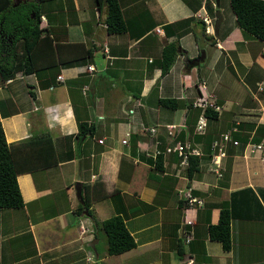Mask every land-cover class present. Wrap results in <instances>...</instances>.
<instances>
[{"label": "crops", "instance_id": "0c3cea01", "mask_svg": "<svg viewBox=\"0 0 264 264\" xmlns=\"http://www.w3.org/2000/svg\"><path fill=\"white\" fill-rule=\"evenodd\" d=\"M54 1L63 8L42 13L39 26L60 44L57 63L47 52L44 62L50 65L39 75L0 77L5 140L46 131L57 159L16 175L23 203L0 210V264H264V156L248 153L238 140L226 145L220 175L208 168V137L230 126L239 137L264 141L262 42L221 8L217 31L203 32L199 18L210 16L207 4L213 0H117L126 22L119 33L105 29L103 0H95L90 13L86 0H70L68 7L69 0H49L45 6ZM189 15L197 19L177 38L175 58L161 75L154 59L174 37L164 33V23ZM84 48L90 53L82 57ZM201 48L203 60L189 66ZM199 93L222 105L202 133L193 131L201 109L187 106ZM158 96L181 103L162 106ZM77 120L92 124L93 133L78 136ZM176 140L200 151L198 169L189 176L177 154L164 150ZM159 150L161 170L154 163ZM94 180H101L106 195L90 203L89 215L79 210L82 200L73 187ZM222 204L229 209L226 249L208 233ZM116 210L134 245L109 254L106 244L97 245L94 219Z\"/></svg>", "mask_w": 264, "mask_h": 264}, {"label": "trees", "instance_id": "16d2710c", "mask_svg": "<svg viewBox=\"0 0 264 264\" xmlns=\"http://www.w3.org/2000/svg\"><path fill=\"white\" fill-rule=\"evenodd\" d=\"M47 1L49 0L27 1L13 5L11 0H0V77L2 79L11 78L17 72L23 74L35 72L39 75L42 68L50 65L47 64L49 62L46 64L44 62V60H47V52L54 57L53 63H57L54 55L57 54L60 44L58 42L53 43L47 27H40L39 20L42 13L48 14L49 11L54 9H62L64 4L62 1H60L61 3L54 1L55 3L49 2V5L45 6ZM183 1L186 2L187 0ZM96 2H99V0H96ZM103 2L106 9L104 17L106 31L109 33L125 31L126 22L118 1L103 0ZM69 5H71L70 0L66 6ZM228 5L234 15L235 24L262 42L261 54L264 56V0H228ZM213 8L215 10L216 6L207 4L208 13L211 17L214 13ZM194 19L197 18L189 15L164 23V33L172 34L174 37L162 44L159 56L154 59L153 64L159 67L161 75L169 70L175 58L178 47L177 38L190 31V21ZM199 20L202 23V31L205 32V24L201 18ZM172 25L179 28L169 29L172 28ZM194 37L198 43V35L194 34ZM76 43L79 42L73 44ZM88 53H90V48H84L82 57ZM58 63L64 64L65 62L58 61ZM40 84L44 85L46 83L40 82ZM156 101L159 105L171 108L178 107L181 103L180 100L167 96H158ZM187 106H192L191 102L187 103ZM192 107L200 110L198 106ZM202 111L208 120L215 119L217 116V110L211 107H205ZM2 113L4 114V112ZM93 130L94 126L92 124H88L85 120H77L76 134L78 136L92 134ZM233 136L237 137L241 144L248 140L244 136L239 137L236 135V131L233 132ZM208 138L210 141L213 139ZM259 139V137H253L250 140L258 141ZM174 153L176 154V152ZM161 159L162 150H159L154 158L155 168L159 170L162 169ZM177 159L179 160L178 155ZM56 162L53 140L48 132L45 131L7 142L0 123V210L22 205L23 200L16 180V175L19 172L31 171ZM198 165L199 155H189L184 170L185 174L189 176L198 169ZM227 173L228 169L224 171L223 175L226 177ZM105 195L101 180H94L90 183L83 182L80 191L82 202L78 203L79 210L86 209L87 214L91 215L90 203ZM95 224L105 233L107 253H119L134 245V239L125 227L120 210H116L101 220H95ZM208 233L211 238L220 241L223 249L228 248L229 209L227 205L222 204L220 206L217 222L209 224Z\"/></svg>", "mask_w": 264, "mask_h": 264}, {"label": "built area", "instance_id": "2783aa9c", "mask_svg": "<svg viewBox=\"0 0 264 264\" xmlns=\"http://www.w3.org/2000/svg\"><path fill=\"white\" fill-rule=\"evenodd\" d=\"M205 26L204 30L207 32H212V22L213 17L207 16L206 14L201 15ZM155 31L159 32V28L156 27ZM86 69H93L92 64H87ZM57 78H61V74H57ZM192 106L200 107L201 111L198 113L195 122L193 124V131L196 133H202L206 127V115L202 111L205 107H211L217 111L222 109V105L215 102V99L209 94L199 93L191 100ZM174 126L173 124H167L166 127L170 128ZM148 129L153 130V127ZM237 130L235 125L228 127L227 129L219 132L216 137H214L210 143V151L208 153V168L213 171L215 174L220 175L221 167V158L225 156V147L227 144L231 143L233 145H238L239 141L236 137L233 136V132ZM101 141V138L98 139ZM122 142H126L125 138L121 139ZM243 149L248 153L257 152L264 156V141H251L247 140L243 144ZM166 152H176L179 156V162L182 164H187L188 156L191 154H199V149L189 141H179L176 140L173 144H166L164 147ZM189 200H194V197H190ZM82 231H84V226L79 224Z\"/></svg>", "mask_w": 264, "mask_h": 264}, {"label": "rangeland", "instance_id": "374dc122", "mask_svg": "<svg viewBox=\"0 0 264 264\" xmlns=\"http://www.w3.org/2000/svg\"><path fill=\"white\" fill-rule=\"evenodd\" d=\"M87 1V4L89 5L88 8H87V12L90 13L93 11V8L92 5L94 4L95 0H86ZM221 8L222 10V13L227 17V18H232L233 16V13L228 5V0H219V9ZM213 11H214V8H213ZM201 18V17H200ZM213 33V32H211ZM203 49V48H201ZM204 50V49H203ZM206 51L208 54V56L210 57V53H211V49L209 46L206 47ZM237 79L241 80L239 74L237 73ZM191 102V101H190ZM206 121H207V117H206ZM260 141H263V140H260ZM255 153V152H254ZM261 155V154H260ZM74 183H72V186H73ZM74 188V187H73ZM108 213H111V212H108ZM96 220V219H94ZM96 237H98V244L100 247L104 246L106 244V237H105V233L97 228L96 231ZM95 237V238H96Z\"/></svg>", "mask_w": 264, "mask_h": 264}, {"label": "water", "instance_id": "95a60500", "mask_svg": "<svg viewBox=\"0 0 264 264\" xmlns=\"http://www.w3.org/2000/svg\"><path fill=\"white\" fill-rule=\"evenodd\" d=\"M219 0H214V5L216 6L214 13H213V22H212V28H213V33L217 31V28L220 24V21L222 19L221 13L219 11V8L217 7ZM204 58V50L200 49L197 56L190 58L188 60L189 66L192 65H198V63L203 60ZM75 188V194L80 198V188H81V183L79 181L75 182L74 185ZM91 244V243H90Z\"/></svg>", "mask_w": 264, "mask_h": 264}]
</instances>
